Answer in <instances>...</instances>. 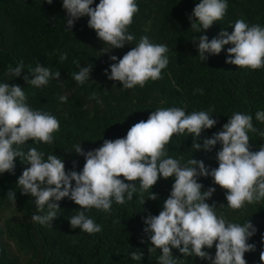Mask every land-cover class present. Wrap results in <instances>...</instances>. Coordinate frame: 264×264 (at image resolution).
<instances>
[{
    "label": "trees",
    "instance_id": "obj_1",
    "mask_svg": "<svg viewBox=\"0 0 264 264\" xmlns=\"http://www.w3.org/2000/svg\"><path fill=\"white\" fill-rule=\"evenodd\" d=\"M98 3L99 0H95L92 7ZM136 3L138 11L127 26L134 39L123 48L111 49L97 37L94 29L88 30L86 15L75 20L70 31L67 30L62 0H53L51 4L47 0H0V81L19 85L36 109L53 115L60 124L51 144H33L29 140L19 147L25 152L28 147H36L45 157L48 153L56 154L63 158L66 171L79 172L85 158L73 151L74 145L81 144L83 151L88 152L87 147L107 136L114 135L111 140L122 138L131 126L146 121L150 110L158 107L182 108L186 114L209 111L217 123L195 138L201 144L205 137L219 132L233 113L249 114L258 130L249 133L250 150L257 151L264 145V136L258 134L264 132V122L255 119V113L264 110V67L243 70L227 64L224 59L231 44L201 62L193 42L201 34L211 40L222 29L231 33V25L238 19L250 25L254 21L264 23V0H228L223 19L214 22L204 33L190 27L189 16L198 0H136ZM141 36L167 46L168 65L161 70L159 79H149L143 87L121 88L119 81L108 79L105 70L110 73L109 65L115 63L110 60L111 56L121 58ZM62 53H67L63 61L60 60ZM73 61L80 67H91L89 81L78 84L72 78L73 73L79 71ZM20 62L24 65L21 75L11 78L9 69ZM37 63L53 72L59 71L58 81L50 79L41 88L28 85L24 77L31 78L29 69ZM61 95H67L66 102L59 100ZM193 143L190 134H174L165 146L167 155L182 157V164L192 156L202 160L209 170L218 167L219 143L211 151H194ZM28 166L19 157L15 159V167L10 172L16 182ZM173 181V177L158 179L152 187L157 196L155 200L147 199L148 190L142 196L134 193L133 199L123 204L114 202L110 212L90 209L86 214L100 224L102 230L89 234L70 225L68 218L83 210L71 199L65 197L58 202L60 210L51 225H40L31 219L36 213L34 200H28L17 185L14 188L12 185L16 195L13 200L2 187L4 180L1 179L0 211L9 208L12 214L5 222L0 217V244L4 248L0 264H24L21 253L25 255L26 264H157L160 250L149 251L152 245L144 232V218L149 214L158 215ZM198 182L203 185L202 190L215 188L206 202L215 203L217 215L223 214L227 221L240 224L249 219L255 226L256 232L248 240L255 247L246 252L244 258L247 264H264L260 257L264 251V200L231 209L226 204V190L214 184L211 176H200ZM26 196L32 197L31 194ZM221 204L224 206L219 207ZM8 240L17 243L18 253L12 251L15 246ZM204 250L214 257L215 244ZM131 251L141 252V260L131 259ZM172 254L180 258L178 264H210L199 257H184L175 248Z\"/></svg>",
    "mask_w": 264,
    "mask_h": 264
},
{
    "label": "clouds",
    "instance_id": "obj_2",
    "mask_svg": "<svg viewBox=\"0 0 264 264\" xmlns=\"http://www.w3.org/2000/svg\"><path fill=\"white\" fill-rule=\"evenodd\" d=\"M52 2L47 0L49 4ZM94 3L95 0H62L67 14L64 19L67 30L70 31L75 20L86 15L88 30L94 29L97 37L111 49L129 44L134 37L127 26L138 11L136 0H99L92 7ZM227 7L228 0H198L189 16L190 27L204 33L214 22L223 19ZM231 28V33L222 29L211 40L204 34L193 40L201 62L210 55L219 54L224 45L231 44L224 59L227 64L243 70L245 67H264V23L254 21L250 25L238 19ZM167 51L166 45L152 43L147 36H141L121 58L110 57L115 63L109 65L110 73L106 69L105 74L108 79L119 81L121 88L143 87L147 80L160 78L161 70L168 65ZM66 58L67 53L60 55L61 61ZM73 62L77 63L79 71L73 73L72 78L78 84L89 81L91 67H80L78 62ZM23 68V62H20L10 68L8 74L11 78L18 77ZM29 71L31 78L25 76L24 79L35 88L47 85L50 79L58 81L60 77L59 71L53 72L42 63H37ZM197 91L202 92L201 89ZM67 99V95L59 96L61 102ZM97 103L100 100L97 99ZM150 111L146 121L135 123L122 138L111 140L114 135L107 136L87 147L88 152L83 151L81 144L74 145L73 151L84 156L85 163L79 172L66 171L62 157L53 153L45 157V153L36 147H28L26 152L19 147L29 140L33 144H51L53 133L59 130V121L48 112L36 109L19 85L0 81V174L9 172L0 177L4 180L2 187L9 191L8 196L13 200L16 195L12 185L13 188L17 185L28 200H34L36 213L31 219L40 225H51L60 210L58 202L65 197L71 199L83 210L68 218L70 225L93 234L101 232L102 228L86 214L90 209L110 212L114 202L123 204L132 200L134 193L139 192L142 196L148 190L147 199L155 200L153 185L159 178L173 177L170 194L163 201L158 215L149 214L144 218V232L152 245L149 251L160 250L157 264H178L180 258L172 254L173 248L184 257H199L210 264H247L244 254L255 247L248 243L256 232L255 226L249 219L240 224L227 221L223 214L217 215L215 203L206 202L215 188L202 190L198 177L211 176L214 184L225 189L226 204L231 209L264 200V145L252 151L249 144V133L258 132L253 117L233 113L219 132L205 137L201 144L195 138L217 123L209 111L186 114L184 109L177 107H158ZM255 119L264 122V110H258ZM184 133L193 136L194 151H211L219 143L221 147L216 152L218 167L209 170L202 160L192 156L183 164L182 157L168 156L165 146L174 134ZM258 134L264 136V132ZM17 157L29 166L16 182L10 171L14 169ZM8 241L15 246L12 251L18 253L17 243ZM214 244L213 257L204 249H210ZM3 249L0 244V258ZM19 256L26 264L25 255L21 253ZM130 256L133 260H141L142 253L131 251ZM260 257L264 261V251Z\"/></svg>",
    "mask_w": 264,
    "mask_h": 264
},
{
    "label": "rangeland",
    "instance_id": "obj_3",
    "mask_svg": "<svg viewBox=\"0 0 264 264\" xmlns=\"http://www.w3.org/2000/svg\"><path fill=\"white\" fill-rule=\"evenodd\" d=\"M0 215L3 220L7 219L11 215V211L9 209L1 211Z\"/></svg>",
    "mask_w": 264,
    "mask_h": 264
}]
</instances>
